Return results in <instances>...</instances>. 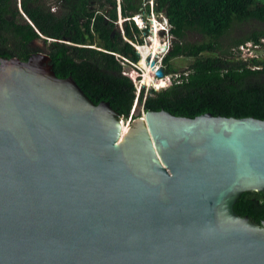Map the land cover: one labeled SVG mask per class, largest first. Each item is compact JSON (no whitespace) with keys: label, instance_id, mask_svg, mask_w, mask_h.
Returning <instances> with one entry per match:
<instances>
[{"label":"water","instance_id":"95a60500","mask_svg":"<svg viewBox=\"0 0 264 264\" xmlns=\"http://www.w3.org/2000/svg\"><path fill=\"white\" fill-rule=\"evenodd\" d=\"M144 113L125 128L48 53L0 60V264H264L236 211L264 120Z\"/></svg>","mask_w":264,"mask_h":264},{"label":"trees","instance_id":"16d2710c","mask_svg":"<svg viewBox=\"0 0 264 264\" xmlns=\"http://www.w3.org/2000/svg\"><path fill=\"white\" fill-rule=\"evenodd\" d=\"M94 1L63 0L61 12L55 14L43 0H21L27 18L16 0H0V60L28 61L33 54L47 51L60 78L73 77L95 104L109 102L121 116L128 117L137 95L118 57L123 38L117 31V0H101L97 9L92 8ZM155 4V12L168 17L174 37L173 50L163 58L165 74H177L170 62L174 58H193V63L188 77L181 75L180 84L145 97L142 90L138 98L144 109H166L188 118L211 113L264 120V59L258 55L244 59L239 51L240 45L251 42L256 52L259 48L264 54V29L223 44L236 26L264 24V0H155ZM107 6L112 8L107 11ZM143 9L150 12L146 0H122L121 12L126 18L136 17ZM22 15L26 20L20 19ZM127 22L128 36L137 40L143 29L134 20ZM190 32L204 41H188ZM38 40L51 41L47 50L33 45ZM236 211L262 226L264 194H243Z\"/></svg>","mask_w":264,"mask_h":264},{"label":"rangeland","instance_id":"374dc122","mask_svg":"<svg viewBox=\"0 0 264 264\" xmlns=\"http://www.w3.org/2000/svg\"><path fill=\"white\" fill-rule=\"evenodd\" d=\"M150 4V12H147L146 9H143L141 11V14L137 15L134 18H137L138 23L142 26L143 29L141 34L137 36V40H133L130 38L127 34V20H133V18H126L124 15H120L119 12V6H122V0H117V12H119V19L117 21V31L122 34L123 38V47H122V54L118 55V57L123 61L124 68H125V75H127L130 79H132L134 86L136 88V95L137 98L135 100V103L133 105V108L130 112V115L128 117H123V125L125 128L131 127L133 121L141 116L146 110L143 106V101H140L138 96L140 95L141 91L144 90V97L147 94H151L152 91H159L161 89H164L168 87L169 81H167V85L162 88H157L151 84H144L142 83V79L144 78V69L140 65V60L137 57L139 47L141 45L151 44L153 45L154 42L153 37L155 34H157L160 38V42L163 46V52L158 54L156 57H151L150 63L153 62V66L156 67V70L163 69L164 70V63L163 58L164 56L171 50H173L174 47V37L171 33L165 30H161L165 25L167 26V29H169V26L167 25L165 19L167 18L165 13L158 14L155 12V0H146ZM43 2L47 5V2L43 0ZM101 0H95L92 4V8L97 9L100 5ZM16 6L21 9V0H16ZM48 7V6H47ZM111 6H107V11L111 9ZM61 9V8H60ZM61 12V10H60ZM59 12V13H60ZM20 19L26 20V18L22 15ZM123 23V24H121ZM132 23V22H131ZM163 24V25H162ZM172 28V26L170 27ZM264 29V24L257 23V22H250L244 25L236 26L233 31L224 39L223 44L227 46L228 44H231L236 39L245 38L249 35V33L253 30H259ZM152 39V40H151ZM143 40V41H142ZM188 41L192 43H199L204 41V37L197 35L196 33L190 32L188 36ZM264 42V39L262 40ZM51 41L46 42L45 40H38L34 42V46H38L42 49L47 50L49 47ZM165 47V48H164ZM47 53V51H45ZM258 57L260 59H264V54H262V49L258 48ZM206 55V54H205ZM207 55L215 56L217 55L214 53H207ZM138 59V60H137ZM171 65L177 69V75H185L189 72V67L193 63V58H187V57H178L174 58L171 61ZM143 75V77H142ZM174 76V75H173ZM157 77V76H155ZM165 77V76H163Z\"/></svg>","mask_w":264,"mask_h":264},{"label":"bare ground","instance_id":"6f19581e","mask_svg":"<svg viewBox=\"0 0 264 264\" xmlns=\"http://www.w3.org/2000/svg\"><path fill=\"white\" fill-rule=\"evenodd\" d=\"M119 12L122 15L121 12V6H119ZM123 24V23H121ZM152 40V39H151ZM154 42L153 45L151 44H146V45H141L140 50L138 51V55L140 56V65L144 69V78L142 79V83L151 85L153 84L156 89L157 88H162L167 85V80L165 77H157L156 76V67L153 66L152 63H150V58L151 57H156L158 54L163 52V46L160 42V38L157 34L154 35L153 40ZM165 48V47H164ZM148 55V56H147ZM158 68V67H157ZM145 114V113H144ZM143 116V115H142Z\"/></svg>","mask_w":264,"mask_h":264},{"label":"built area","instance_id":"2783aa9c","mask_svg":"<svg viewBox=\"0 0 264 264\" xmlns=\"http://www.w3.org/2000/svg\"><path fill=\"white\" fill-rule=\"evenodd\" d=\"M45 1L47 2V6L49 9H51L52 13L57 14L60 12V8L63 4V0H45ZM22 13L25 15V17H27V15L24 13V11H22ZM28 20H29V22L32 23V21L30 19H28ZM253 48H255V45H253L251 42H247L245 44L240 45L239 51L241 52V56L244 59L257 57L258 53L256 51H252ZM188 74H189V72L185 74V77H188ZM165 78L167 81H169L168 85H170V86L174 83L180 84L182 82L181 75H177V74H175L174 76L170 75V74H167V75L165 74Z\"/></svg>","mask_w":264,"mask_h":264},{"label":"clouds","instance_id":"9594fccd","mask_svg":"<svg viewBox=\"0 0 264 264\" xmlns=\"http://www.w3.org/2000/svg\"><path fill=\"white\" fill-rule=\"evenodd\" d=\"M133 20L136 22V24L138 25V27L139 28H141L142 26L138 23V20H137V18H133ZM165 21H166V23H167V25L169 26V29H167V26L165 25L163 28H161V30H165V31H168L169 33H171L170 31H171V23H170V21H169V19H168V17L165 19ZM163 25V24H162ZM142 29V28H141ZM256 50V48H253L252 49V51H255Z\"/></svg>","mask_w":264,"mask_h":264},{"label":"crops","instance_id":"0c3cea01","mask_svg":"<svg viewBox=\"0 0 264 264\" xmlns=\"http://www.w3.org/2000/svg\"><path fill=\"white\" fill-rule=\"evenodd\" d=\"M141 47V46H140ZM140 47H139V50H140ZM148 56V55H147Z\"/></svg>","mask_w":264,"mask_h":264},{"label":"flooded vegetation","instance_id":"af4514ba","mask_svg":"<svg viewBox=\"0 0 264 264\" xmlns=\"http://www.w3.org/2000/svg\"><path fill=\"white\" fill-rule=\"evenodd\" d=\"M157 78V77H156ZM161 78H163V77H161ZM157 79H159V78H157Z\"/></svg>","mask_w":264,"mask_h":264}]
</instances>
